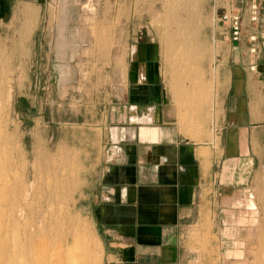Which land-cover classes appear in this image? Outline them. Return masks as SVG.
<instances>
[{
	"label": "rangeland",
	"instance_id": "rangeland-1",
	"mask_svg": "<svg viewBox=\"0 0 264 264\" xmlns=\"http://www.w3.org/2000/svg\"><path fill=\"white\" fill-rule=\"evenodd\" d=\"M17 1L0 11V47L12 56L10 129H16L28 158L36 153L49 158L40 152L44 148L50 153L56 146L72 150L65 173L77 186L67 192L72 212L85 219L89 240L99 246L100 264L103 244L83 197L105 159L115 154L112 145L123 146L128 130L146 125L138 116L149 103L160 105L164 132L198 146L204 169L219 172L226 165L224 171L232 175L217 173L215 197L208 191L202 194L201 216L181 238L180 264H253L264 226V152H259L264 137L261 148L252 138L251 150L259 163L244 159L242 172L235 173L238 164L230 160L238 155L228 154L224 146L229 131L241 123L233 115L243 108L250 111L256 96L264 113V0H255L254 21L249 19L250 0ZM23 6L35 14L31 22L19 11ZM225 9H234L242 19L237 41L219 20ZM177 23L191 33V51L199 57L194 81L201 77L208 88L199 112L195 104L178 103L170 90L165 35L176 30ZM145 91L155 94L150 97ZM112 128L117 129L116 138ZM16 146L11 144L18 159ZM212 154L214 163L209 160ZM69 170L74 171L71 176Z\"/></svg>",
	"mask_w": 264,
	"mask_h": 264
},
{
	"label": "crops",
	"instance_id": "crops-1",
	"mask_svg": "<svg viewBox=\"0 0 264 264\" xmlns=\"http://www.w3.org/2000/svg\"><path fill=\"white\" fill-rule=\"evenodd\" d=\"M13 1L17 0H0V11L9 9ZM20 1L42 2H17ZM143 74L142 71L140 75ZM147 82L148 78L142 81L145 85ZM145 85L142 89H147ZM154 94L149 91L150 97ZM258 106L256 96L250 101V111L245 113L243 108L233 115L241 123L238 130L229 131L224 147L228 154L238 155L230 159L235 160L234 165L238 164L235 173L242 172L244 159L252 158V164L254 160L259 163L251 150L252 138L261 148L264 137V113ZM130 108L132 111L135 105ZM150 108L152 114L148 112ZM144 110L138 119L146 125L135 127L131 133L128 130L123 146L112 145L115 154L105 159L99 172L88 182L83 197L87 215L92 218L103 244L104 264H180L184 255L181 238L186 227L201 216L202 194L208 191L215 197L217 173L223 172L232 179L231 171H224L226 165L219 172L210 167L204 169L194 142L174 132H164L160 105L149 104ZM142 129L148 133L142 134ZM112 136L117 137L116 128H112ZM259 152L263 155L264 149ZM210 156L214 163V155Z\"/></svg>",
	"mask_w": 264,
	"mask_h": 264
},
{
	"label": "bare ground",
	"instance_id": "bare-ground-1",
	"mask_svg": "<svg viewBox=\"0 0 264 264\" xmlns=\"http://www.w3.org/2000/svg\"><path fill=\"white\" fill-rule=\"evenodd\" d=\"M26 6L19 11L26 15V22H31L35 14L26 13ZM165 37L172 97L178 103L195 104L199 112L208 88L201 77L194 81L199 57L191 51V33L177 23L176 30ZM11 57L0 47V264H100L99 246L89 240L85 219L72 212V197L67 192L71 186H77V181L70 178L71 181L65 173L73 159L72 150L56 146L54 153H50L44 148L40 152L49 158L37 153L28 158L16 129H10L7 108L13 70ZM148 112L152 114L151 108ZM12 143L20 150L17 149L18 159L13 156ZM70 170L71 176L74 171ZM262 194L264 200V191ZM259 234L253 264H264V226Z\"/></svg>",
	"mask_w": 264,
	"mask_h": 264
},
{
	"label": "built area",
	"instance_id": "built-area-1",
	"mask_svg": "<svg viewBox=\"0 0 264 264\" xmlns=\"http://www.w3.org/2000/svg\"><path fill=\"white\" fill-rule=\"evenodd\" d=\"M247 6L249 7L251 15L249 19L251 21H254L257 17V4L255 0H250V2L247 3ZM219 20L222 22L225 32L229 33L232 41L239 40L241 34L242 19L237 11H235L234 9H225L223 13L219 15Z\"/></svg>",
	"mask_w": 264,
	"mask_h": 264
},
{
	"label": "flooded vegetation",
	"instance_id": "flooded-vegetation-1",
	"mask_svg": "<svg viewBox=\"0 0 264 264\" xmlns=\"http://www.w3.org/2000/svg\"><path fill=\"white\" fill-rule=\"evenodd\" d=\"M144 75H145V77H147L146 76V74H145V72H144ZM146 92V91H145ZM146 94H148L149 95V92H146ZM139 104V103H138ZM150 104V103H149ZM149 104H147V105H149ZM144 105V104H143Z\"/></svg>",
	"mask_w": 264,
	"mask_h": 264
}]
</instances>
